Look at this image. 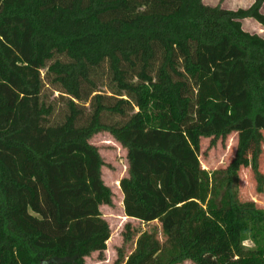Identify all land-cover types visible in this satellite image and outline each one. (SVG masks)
Masks as SVG:
<instances>
[{
	"label": "trees",
	"instance_id": "16d2710c",
	"mask_svg": "<svg viewBox=\"0 0 264 264\" xmlns=\"http://www.w3.org/2000/svg\"><path fill=\"white\" fill-rule=\"evenodd\" d=\"M263 8L0 0V264L103 256V131L127 150L125 215L160 223L127 222L113 264H264V206L238 191L246 168L264 191V37L243 26ZM233 133L229 165L204 169L202 138Z\"/></svg>",
	"mask_w": 264,
	"mask_h": 264
},
{
	"label": "rangeland",
	"instance_id": "374dc122",
	"mask_svg": "<svg viewBox=\"0 0 264 264\" xmlns=\"http://www.w3.org/2000/svg\"><path fill=\"white\" fill-rule=\"evenodd\" d=\"M254 0H204L208 5L221 4L227 9H238L241 7H249ZM264 12V8H263ZM244 29L251 33H257L264 37V26L258 23L253 18L243 20ZM46 70H43L45 76ZM47 82V81H46ZM47 87L51 88L49 84ZM102 90L107 91L105 87ZM52 100L59 95V92L53 94L50 89ZM264 134V131H263ZM212 138H202L200 160L202 167L209 171H214L219 168H226L235 156L238 134L233 133L224 142L219 138L211 145ZM90 142L99 148L103 157V178L107 185H109L113 192V205H102L101 210L104 218L111 226V238L107 243V250L103 256L99 252H94L86 258L88 264H113L118 257V250L123 247V231L127 222H131L132 226L139 232L145 230L151 231L155 226L160 225L158 221L152 223H143L138 219L129 218L125 215L123 206V193L121 188H117L116 181L120 180L127 171V150L116 141V139L109 132H100L94 135ZM261 171L264 173V145L261 160ZM257 180L249 168L241 171V182L238 188L239 197L241 200H254L260 206H264V191L259 192ZM161 240H164L162 233L159 234ZM248 247L253 244L250 241L246 242ZM134 248V244L130 243L126 246L129 253ZM181 264H195L192 261H185Z\"/></svg>",
	"mask_w": 264,
	"mask_h": 264
},
{
	"label": "crops",
	"instance_id": "0c3cea01",
	"mask_svg": "<svg viewBox=\"0 0 264 264\" xmlns=\"http://www.w3.org/2000/svg\"><path fill=\"white\" fill-rule=\"evenodd\" d=\"M127 168H128V163H127ZM127 174H128V172L126 171V174H124V176H126ZM124 176H123V177H124Z\"/></svg>",
	"mask_w": 264,
	"mask_h": 264
}]
</instances>
